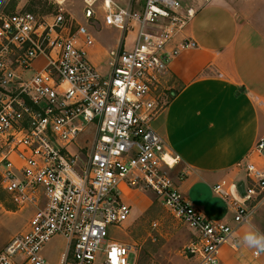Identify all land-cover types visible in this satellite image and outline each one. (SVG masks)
<instances>
[{"label":"built area","instance_id":"2783aa9c","mask_svg":"<svg viewBox=\"0 0 264 264\" xmlns=\"http://www.w3.org/2000/svg\"><path fill=\"white\" fill-rule=\"evenodd\" d=\"M63 2L50 18L26 10L0 14V183L17 208H35L28 228L0 252V264H136L137 245L111 241L109 232L131 217L124 190L140 187L157 193L195 232L188 246L194 264H225L222 246L238 244L235 230L264 196V166L247 163L245 194L240 180L214 185L234 224L210 219L179 190L172 171L180 158L153 126L165 107L172 61L197 46L188 36L170 43L197 10L181 0H144L139 9L103 0V25L118 28L120 38L101 69L88 53L94 36ZM96 2L85 0L84 9L94 22ZM90 123L93 138L78 145ZM57 236L66 247L52 262L44 250Z\"/></svg>","mask_w":264,"mask_h":264},{"label":"crops","instance_id":"0c3cea01","mask_svg":"<svg viewBox=\"0 0 264 264\" xmlns=\"http://www.w3.org/2000/svg\"><path fill=\"white\" fill-rule=\"evenodd\" d=\"M184 36L197 46L172 61L165 84L179 88L153 126L180 158L173 177L183 195L208 218L234 224L229 204L204 193L243 179L245 162L264 166V148H257L264 124V0H209L170 46ZM250 226L258 229L253 217L235 230L237 245L222 246L225 264H264V252L255 256L242 243Z\"/></svg>","mask_w":264,"mask_h":264},{"label":"rangeland","instance_id":"374dc122","mask_svg":"<svg viewBox=\"0 0 264 264\" xmlns=\"http://www.w3.org/2000/svg\"><path fill=\"white\" fill-rule=\"evenodd\" d=\"M58 1L63 0H0V14H9L17 10H26L35 13L39 17L50 18L58 11ZM120 6H130L139 9L144 0H115ZM186 6H193L196 10L204 6L209 0H181ZM64 8L71 14L73 21H79L86 25L94 36L95 41L90 50L91 60L104 69L106 67V51L119 46L120 30L115 27L103 25V0H97L95 11L98 21L86 18L85 0H64ZM75 25V24H74ZM132 34L126 40V48L132 46ZM95 49V50H94ZM163 102L170 101L173 94L179 88L165 84ZM96 130V123H90L85 130L77 136V144L82 145L86 140L92 139ZM263 134L260 138H264ZM77 146V145H76ZM264 154V150H263ZM179 164V162H178ZM174 168V172L178 167ZM247 163L243 164L245 173ZM173 172V171H172ZM198 194V192L196 193ZM213 202L220 206L227 202L214 194L210 189L204 193ZM123 199L132 205V214L123 227L111 226L109 239L118 242H133L137 245L136 264H194V259L188 255V246L196 242L195 232L173 211L166 206L162 198L147 187L139 189L127 188L123 192ZM252 216L258 224V229L264 232V196L255 203L252 208ZM33 206L17 208L11 201L9 194L0 183V252L9 240L28 228L29 221L34 213ZM66 241L62 236L54 237L44 250L45 256L52 262H56L60 254L65 250Z\"/></svg>","mask_w":264,"mask_h":264},{"label":"clouds","instance_id":"9594fccd","mask_svg":"<svg viewBox=\"0 0 264 264\" xmlns=\"http://www.w3.org/2000/svg\"><path fill=\"white\" fill-rule=\"evenodd\" d=\"M242 243L248 248L264 250V232L250 226L242 237Z\"/></svg>","mask_w":264,"mask_h":264},{"label":"water","instance_id":"95a60500","mask_svg":"<svg viewBox=\"0 0 264 264\" xmlns=\"http://www.w3.org/2000/svg\"><path fill=\"white\" fill-rule=\"evenodd\" d=\"M238 187H239V190L241 191V193L245 194L243 180H240V181H239V183H238Z\"/></svg>","mask_w":264,"mask_h":264}]
</instances>
